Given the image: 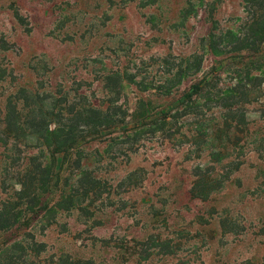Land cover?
<instances>
[{
  "label": "rangeland",
  "instance_id": "1",
  "mask_svg": "<svg viewBox=\"0 0 264 264\" xmlns=\"http://www.w3.org/2000/svg\"><path fill=\"white\" fill-rule=\"evenodd\" d=\"M185 8L193 11L181 21ZM248 11L242 0H0V67L11 74L0 85V103L15 89H35L39 78L72 87L86 81L91 85L86 93H94L102 102L96 75L140 72L157 86L179 57L198 54L202 57L200 72L173 90L182 92L195 78L208 75L219 61L202 44L211 17L221 30L239 29ZM230 82L231 75L225 72L221 83ZM121 96L120 102L130 111L142 96H149L157 108L169 101L155 90L141 93L135 86H127ZM245 110L250 119L258 118V105ZM177 142L160 132L146 135L135 153L129 154L128 165L104 163L100 175L113 188L110 196L103 195L93 205L101 223L89 228L71 212L59 216V224L43 234L37 226L36 240L46 248L27 264H57L61 256L63 260L90 258L97 264H138L136 257L121 256L118 248L94 246L96 241L91 238L107 239L117 247L122 242L133 244L134 238L151 237L168 247L155 243L154 255L142 264L179 260L264 264V159L247 151L244 164L223 188L201 201L191 198L189 191L194 168L208 162L207 152L198 156L189 145ZM137 168L145 170L139 188L124 192L115 188L128 171ZM223 169L215 166L220 174Z\"/></svg>",
  "mask_w": 264,
  "mask_h": 264
},
{
  "label": "trees",
  "instance_id": "2",
  "mask_svg": "<svg viewBox=\"0 0 264 264\" xmlns=\"http://www.w3.org/2000/svg\"><path fill=\"white\" fill-rule=\"evenodd\" d=\"M242 2L249 9L243 28L221 30L211 17L202 44L219 61L182 92L173 90L200 72L198 54L179 57L157 86L140 72L96 75L102 102L94 93H86L91 85L82 80L72 87L39 78L35 89L18 88L6 95L0 103V264H27L38 258L46 244L36 240L34 230L39 226L43 234L58 225L57 218L63 214L76 212L87 227H97L101 222L93 205L103 195L110 196L113 188L100 175L102 166L128 165L129 154L135 153L146 135L160 132L179 146L189 145L198 156L207 152L208 162L195 166L189 191L191 198L201 201L223 188L244 164L247 151L264 159V0ZM190 11L193 8L181 10L180 20L185 21ZM7 72L0 67V85L11 75ZM225 72L233 82L221 83ZM127 86L141 93L155 90L169 101L157 108L150 95L142 96L130 111L120 102ZM251 105L259 106L256 120L245 110ZM216 165L224 167L221 174L215 172ZM144 180L145 170L137 168L128 171L115 188L131 191ZM91 239L96 241L94 246L99 243L118 248L128 259L136 257L138 264L151 259L155 243L168 247L152 237L132 238L133 244L122 242L117 247L107 239ZM57 264L97 263L61 256Z\"/></svg>",
  "mask_w": 264,
  "mask_h": 264
}]
</instances>
